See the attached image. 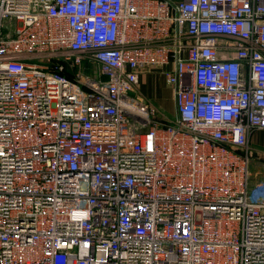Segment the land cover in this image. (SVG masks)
<instances>
[{"label":"built area","instance_id":"2783aa9c","mask_svg":"<svg viewBox=\"0 0 264 264\" xmlns=\"http://www.w3.org/2000/svg\"><path fill=\"white\" fill-rule=\"evenodd\" d=\"M256 130L264 0H0V264H264Z\"/></svg>","mask_w":264,"mask_h":264},{"label":"rangeland","instance_id":"374dc122","mask_svg":"<svg viewBox=\"0 0 264 264\" xmlns=\"http://www.w3.org/2000/svg\"><path fill=\"white\" fill-rule=\"evenodd\" d=\"M155 75H159V74H155ZM158 77H161V75H159ZM163 80L164 79L159 78L154 81L155 89L159 90V92L161 93V96L157 97L159 99L157 101V104L160 105V102H163L162 104L166 105V108L161 109V111L164 116H166L167 118L173 121L177 118L176 101L172 94L171 88L165 85V82ZM151 98L153 99L154 97ZM250 174H251V180H250L251 185L255 184L258 181L264 180V165L259 164L254 159H252L250 162Z\"/></svg>","mask_w":264,"mask_h":264},{"label":"crops","instance_id":"0c3cea01","mask_svg":"<svg viewBox=\"0 0 264 264\" xmlns=\"http://www.w3.org/2000/svg\"><path fill=\"white\" fill-rule=\"evenodd\" d=\"M159 75H155L153 73L142 75L139 79V91L145 96L149 97L156 105L159 107V109L166 108L165 104H162L163 102H160V105L157 104V101L159 100L157 97L161 96V93L159 90L155 89L154 81L156 79L163 77H158ZM164 81V80H163ZM151 97H154L153 99ZM162 104V105H161ZM250 143L252 148L257 152L264 151V130H256L252 133L250 136ZM255 161L259 164L261 160L255 159Z\"/></svg>","mask_w":264,"mask_h":264}]
</instances>
